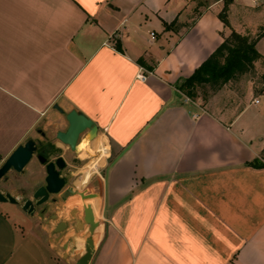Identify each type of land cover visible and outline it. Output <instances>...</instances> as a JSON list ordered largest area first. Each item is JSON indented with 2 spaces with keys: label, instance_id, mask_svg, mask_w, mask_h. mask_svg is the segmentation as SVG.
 Masks as SVG:
<instances>
[{
  "label": "crops",
  "instance_id": "0c3cea01",
  "mask_svg": "<svg viewBox=\"0 0 264 264\" xmlns=\"http://www.w3.org/2000/svg\"><path fill=\"white\" fill-rule=\"evenodd\" d=\"M263 26L264 0H0V165L65 129L54 106L75 110L108 160L89 264H264V167L247 166L264 164V83L244 74L197 107L177 89L231 31ZM35 166L0 185L16 197ZM57 223L0 203V264H76L88 226Z\"/></svg>",
  "mask_w": 264,
  "mask_h": 264
},
{
  "label": "water",
  "instance_id": "95a60500",
  "mask_svg": "<svg viewBox=\"0 0 264 264\" xmlns=\"http://www.w3.org/2000/svg\"><path fill=\"white\" fill-rule=\"evenodd\" d=\"M54 108L64 115L67 123L65 130L56 132L55 137L70 152L76 151L78 139L81 135L84 134L85 138H89L90 142L97 137L98 128L86 116L75 110L63 113L57 106H54ZM36 150L35 142L32 139H28L23 144L17 146L0 165V181L6 179V175L10 171L23 174L25 167L31 161L33 155L36 154ZM36 157L40 164L45 163V160L40 155L36 154ZM64 168L65 162L61 157L46 164L45 184L35 190L32 196V199L35 201L34 203L31 200L22 202L21 197H13L11 194L3 192H0V203L19 205L25 214L33 216L35 214V207H39L45 203L49 195H59L62 201H66L70 196H76L77 193L71 187H67L61 191L64 186V181L59 178V172ZM38 216H42V213ZM83 221L88 226L89 237L84 243V254L76 264H89L95 252V236L100 234L99 223L94 221L91 205L83 207ZM73 228L76 232H79L83 230L84 225L77 220ZM66 229V224L60 222L55 226L54 234H60Z\"/></svg>",
  "mask_w": 264,
  "mask_h": 264
},
{
  "label": "trees",
  "instance_id": "16d2710c",
  "mask_svg": "<svg viewBox=\"0 0 264 264\" xmlns=\"http://www.w3.org/2000/svg\"><path fill=\"white\" fill-rule=\"evenodd\" d=\"M225 10L226 6L222 12L225 13ZM221 20L225 26H228L225 17H221ZM263 36L264 26L261 27L256 38L251 41L248 37L231 31L215 51L194 70L193 74L177 86V89L187 97L195 99L198 96L197 89L200 87L210 86L215 91L227 82L251 72L253 63L260 57L255 45ZM262 79L264 83V74ZM206 97L203 95V99ZM247 166L261 168L264 164L253 160Z\"/></svg>",
  "mask_w": 264,
  "mask_h": 264
},
{
  "label": "flooded vegetation",
  "instance_id": "af4514ba",
  "mask_svg": "<svg viewBox=\"0 0 264 264\" xmlns=\"http://www.w3.org/2000/svg\"><path fill=\"white\" fill-rule=\"evenodd\" d=\"M66 127H67V124H66ZM35 133L37 137L34 139L33 138H29V139H32L35 142V145L37 148L36 154L40 155L45 160V163L40 164L38 158L36 157V154L33 155L31 161H34L38 167H41L43 169L42 170L43 174L42 176H38V175H35L34 173L28 176L23 181L20 188L18 189L19 194L16 197H21L22 202L26 200H31L34 203L35 201L32 199V196L35 190L41 186H44L45 184L46 164L49 162H53L56 158L61 157L65 162V168L59 172V178L63 179L64 181V186L61 189V191L65 190V188L67 187H71L73 191L76 192L77 194L76 196H70L66 201H62L59 195H55V196L49 195L48 200L45 203H43L39 207H35V214L39 215L40 213H42V216H40V218L45 220L46 223H49L50 221H58V223L63 222L64 224H66L68 228L69 226L74 227V225L76 224V221L78 220L85 226L84 222L80 220L78 217L80 213V211H78V208H70V209L64 208L65 205L69 202L70 198L78 197L82 199V197H84L85 191L83 192L77 191V189L74 187V183L77 180L73 181L74 173L72 169H77L76 165H78L81 162L79 160V156L77 155L76 151L70 152L65 147L66 152L70 157L69 161H66L63 158L64 153L62 152V148L59 145H57L59 142L57 141L55 137L56 133L52 134L51 138H49V136H47V134L41 129L36 130ZM83 135L79 137L78 143L80 139L83 137ZM23 175H26L25 171ZM1 181H6V179L1 180ZM0 192L8 193L7 191H0ZM62 212H64V214L66 215V218L60 217V213ZM81 212H82L81 217L83 219V207L81 208Z\"/></svg>",
  "mask_w": 264,
  "mask_h": 264
},
{
  "label": "rangeland",
  "instance_id": "374dc122",
  "mask_svg": "<svg viewBox=\"0 0 264 264\" xmlns=\"http://www.w3.org/2000/svg\"><path fill=\"white\" fill-rule=\"evenodd\" d=\"M260 30H259L258 33H260ZM258 33L256 34V36L258 35ZM253 39L254 38H249L250 41L253 40ZM260 49L262 51H264V43H262L260 45ZM244 77L247 78L248 81H250L251 83H253L254 86L258 88L257 91L260 90V88H262V82H263L262 76L261 75H258L255 71L254 72L252 71L249 74L248 73L245 74ZM212 92H213V90H212V88L210 86H204V87H200V88L197 89L198 96H200V97H203V95L209 96ZM33 137L34 138L37 137L35 133H33ZM85 139L90 142L89 138H85ZM89 142H87L88 143V146L90 145L89 147H91V142L90 143ZM84 143H86V142H84ZM59 146L62 148V152L66 155V158H68V160H69L70 157L67 154V152L65 151L66 149L62 145H59ZM93 148H94V146L91 147L88 152L93 151ZM76 153L79 156V155L85 153V151L83 150L82 152H79V151L76 150ZM87 158L81 159L80 156H79V160L81 162L78 165H76L77 169H72L73 170V173H74L73 181H76L77 180L76 182H78L80 180V178L82 177V174L84 173L85 169L87 168V165L93 160L94 156H88ZM34 164H35V162H34ZM107 165H108V160L106 158L105 159V162H104V165L102 164L101 167L98 166L97 168H95V171L93 173V176L90 178V180L88 181V183L82 189H78L74 185V187L77 189V191H79V192L85 191L84 197H82V199H81L82 200V203H83V206L91 205V207L93 209V216L95 218H96V216L99 213L98 211H99V205H100L99 196L97 194V191H100V189H103V179H104V175H105V170L107 169ZM35 167L37 168L35 175L42 176V174H43L42 173V170L43 169L41 167H38V166H35ZM10 174L13 175L12 173H10ZM26 174H29V173H26ZM20 182H15V185L16 184L19 185ZM0 189H2L3 191H6V189L4 187H2L1 185H0ZM10 190L13 191L14 193L18 191L17 186L15 188H11ZM70 206H71L70 205V202H68L65 205L64 208L65 209H69L68 207H70ZM70 208H75V206H71ZM76 208H78V207H76ZM78 211H80L79 217H81L82 216L81 209L78 208ZM64 216H66L64 214V212L60 213V217L61 218H66ZM97 219H98V217H97ZM84 234L86 235L87 233L84 232ZM85 235H83V236H85ZM80 237L82 238V235L79 236V237H77V239L78 238L81 239Z\"/></svg>",
  "mask_w": 264,
  "mask_h": 264
},
{
  "label": "bare ground",
  "instance_id": "6f19581e",
  "mask_svg": "<svg viewBox=\"0 0 264 264\" xmlns=\"http://www.w3.org/2000/svg\"><path fill=\"white\" fill-rule=\"evenodd\" d=\"M96 139H97V137L93 141H95ZM84 142H86V143H84ZM87 142H88L87 140H84L83 143H81L80 145L77 146L76 150L79 152H82L83 150L85 151V153L79 155L81 159H85L88 156H94V158L87 165V168L85 169L84 173L82 174V177L80 178V180L74 184L76 186V188H78V189H82L88 183L90 178L93 176L95 168H97L99 163H101L103 160V155H102V151H101L100 147L91 145L92 147L94 146L93 151L88 152L91 147H89L90 145L88 146ZM69 202H70L71 206L78 207L79 209L84 207L81 198L73 197V198H70ZM70 207H68V208L70 209ZM64 217H66V216H64Z\"/></svg>",
  "mask_w": 264,
  "mask_h": 264
},
{
  "label": "built area",
  "instance_id": "2783aa9c",
  "mask_svg": "<svg viewBox=\"0 0 264 264\" xmlns=\"http://www.w3.org/2000/svg\"><path fill=\"white\" fill-rule=\"evenodd\" d=\"M138 78H139V80H141V81H145L146 76H145V75H139ZM182 97H183V102H184L185 104H188V105L196 106V107H197V101H196L195 99L189 98V97H187V96L184 95V94H182ZM254 103L257 104V103H258V100H255ZM192 117H193V118H197V115H193Z\"/></svg>",
  "mask_w": 264,
  "mask_h": 264
}]
</instances>
